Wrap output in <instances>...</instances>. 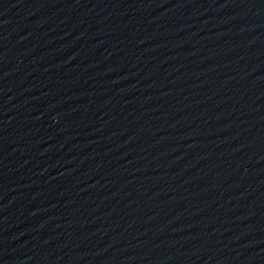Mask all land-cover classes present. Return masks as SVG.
Returning <instances> with one entry per match:
<instances>
[{
  "label": "water",
  "instance_id": "obj_1",
  "mask_svg": "<svg viewBox=\"0 0 264 264\" xmlns=\"http://www.w3.org/2000/svg\"><path fill=\"white\" fill-rule=\"evenodd\" d=\"M261 15H264V0H232Z\"/></svg>",
  "mask_w": 264,
  "mask_h": 264
}]
</instances>
